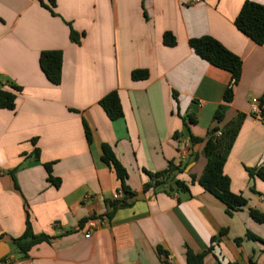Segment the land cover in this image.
Returning a JSON list of instances; mask_svg holds the SVG:
<instances>
[{
	"label": "crops",
	"instance_id": "obj_1",
	"mask_svg": "<svg viewBox=\"0 0 264 264\" xmlns=\"http://www.w3.org/2000/svg\"><path fill=\"white\" fill-rule=\"evenodd\" d=\"M54 1L55 15L50 0H0V87L22 89L14 111L0 109V252L9 251L0 264H187L189 250L210 249L204 264H264V222L250 215L264 216V181L249 174L264 168V119L251 114L253 99L264 108V45L234 24L245 2L264 0ZM165 33L176 46L164 45ZM202 37L242 60L230 103L224 101L230 74L189 46ZM46 51L63 54L61 85L40 67ZM138 70L149 77L134 81ZM113 91L124 113L115 121L99 103ZM239 116L224 173L247 205L229 215L198 180L211 132ZM103 145L128 175L131 195L123 193L124 206L116 209L122 186L102 161ZM170 166L177 168L172 180L146 189L149 174ZM175 180L189 192L177 190ZM28 220L49 241L24 256L13 241Z\"/></svg>",
	"mask_w": 264,
	"mask_h": 264
},
{
	"label": "trees",
	"instance_id": "obj_2",
	"mask_svg": "<svg viewBox=\"0 0 264 264\" xmlns=\"http://www.w3.org/2000/svg\"><path fill=\"white\" fill-rule=\"evenodd\" d=\"M205 1V0H201ZM52 7L48 8L50 12L55 15L53 8L55 1L50 0ZM235 27L247 36L250 40L258 45H264V6L258 3L247 1L244 3L238 16L235 19ZM71 40L79 43L78 36L75 32H71ZM163 43L165 46L174 47L177 42L176 39L170 33H165L163 37ZM189 46L193 52L208 64L216 67L220 70L226 71L230 74L231 80L224 94V101L230 103L233 99L234 90L239 84L242 76V60L227 50L219 41L212 37H202L191 39ZM40 67L50 83L53 85H61L62 83V70H63V54L61 51H46L40 56ZM149 77L148 71L138 70L132 73V79L134 81L145 80ZM12 91L5 90L0 87V109L14 111L16 109V99L18 93L22 91L21 87L10 85ZM100 106L104 109L110 120L115 121L121 119L124 116L121 100L118 92L113 91L107 94L100 102ZM224 115V107L221 106L216 114V120L221 121ZM261 117L264 119V108L261 107ZM244 120V116H239L232 122H230L222 131L221 137H216L218 129H214L208 141L205 144L204 154L207 158V165L202 176L199 178V185L208 193L212 194L218 200H220L228 209L227 213L232 215L233 211L245 207L247 200L242 195L234 194L230 189V179L224 173V167L228 158V155L232 149V146L236 140V137L240 131ZM190 122H195V116L189 117ZM84 130L88 142H91V131L84 122ZM197 141V140H196ZM102 161L108 167L114 170L118 179L121 182L122 192L125 196L131 195L129 189L126 186L127 172L121 163L115 157L112 149L108 145H103ZM39 153L36 152L38 157ZM46 169L51 177V166H46ZM177 170L176 167L170 166L168 170L157 174L150 175V183L146 186V189L153 187H160L164 185L168 180H172V174ZM250 177L254 178L258 176L264 181V168L253 169L249 171ZM177 190L182 192H189L188 187L181 181L175 180L174 182ZM125 201V200H124ZM124 201L118 200L113 206H124ZM251 217L258 223L264 222V216L255 210H251ZM247 238L257 241L258 238L248 233ZM49 241V237L45 235L37 236L33 233L29 220L27 221V227L24 235L13 241L14 247L24 256H27L29 251L36 245ZM215 241V239H214ZM242 240H237L239 244ZM160 254L166 255L161 249ZM211 252L196 254L193 251H188L186 255L187 264H204L205 257ZM165 264H168L165 262ZM250 264H255L250 262Z\"/></svg>",
	"mask_w": 264,
	"mask_h": 264
},
{
	"label": "built area",
	"instance_id": "obj_3",
	"mask_svg": "<svg viewBox=\"0 0 264 264\" xmlns=\"http://www.w3.org/2000/svg\"><path fill=\"white\" fill-rule=\"evenodd\" d=\"M197 2H200L201 0H196ZM203 106V102H198L197 107L201 108ZM251 114L259 117L262 119L261 117V106H260V102L257 99H253L252 100V106H251ZM222 136V131H218L216 133V137H221ZM124 197V194L122 191H120L119 193H117L114 197L115 200H122ZM90 233H87L85 235L86 238H90ZM2 264H11L9 260H5Z\"/></svg>",
	"mask_w": 264,
	"mask_h": 264
},
{
	"label": "water",
	"instance_id": "obj_4",
	"mask_svg": "<svg viewBox=\"0 0 264 264\" xmlns=\"http://www.w3.org/2000/svg\"><path fill=\"white\" fill-rule=\"evenodd\" d=\"M8 253H9V251H1V252H0V260H1L2 258L6 257Z\"/></svg>",
	"mask_w": 264,
	"mask_h": 264
}]
</instances>
